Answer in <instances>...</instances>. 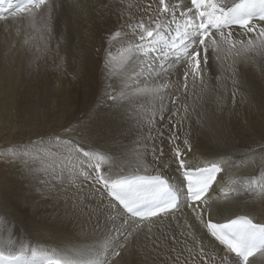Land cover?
Here are the masks:
<instances>
[{"label": "bare ground", "instance_id": "bare-ground-1", "mask_svg": "<svg viewBox=\"0 0 264 264\" xmlns=\"http://www.w3.org/2000/svg\"><path fill=\"white\" fill-rule=\"evenodd\" d=\"M50 3V19L44 11V19L38 16L35 28L26 14L14 19L9 16L16 0H6L0 9V17L9 16L0 19V154L12 161L8 170L0 172V215L12 221L10 229L17 242L30 240V248L55 253L70 264H88L105 257L111 264H203L211 254L218 257V242L205 236L206 229L185 207L181 175L170 159V121L156 119L155 128L149 123L153 113L167 118L169 109L175 111L181 105H187L188 111L181 108L174 120L183 118L178 132L181 138L187 134L197 162L222 163L227 173L222 175L230 186L220 181L211 193L214 222L241 215L264 221V197L258 195V189L245 191L249 181L259 180L264 172V154L259 153L264 146V57L241 59L209 49L208 65H201L203 82L197 80L193 86L190 76L187 93L173 105L169 97L177 77L182 79L181 65L172 75L173 87L165 95L161 113L159 99L135 97L125 87L127 74L122 78L118 56L137 42L129 25L150 16L155 19L158 0ZM188 3L183 0L184 5ZM159 18L168 20L166 14ZM176 22H183L179 14ZM257 24L264 26L254 20L253 26ZM117 30L128 35L110 42ZM173 30L174 25L166 27V35L174 34ZM227 30L233 39L247 38L240 27ZM109 50L117 55V62L106 71ZM155 78V73L150 78L145 73L141 80L151 84ZM105 91L118 100L108 99ZM121 91L127 95L120 97ZM19 124L44 130L34 135L30 128L24 134L16 130ZM57 136L86 149L114 151L125 175L155 174L159 161L154 152L162 148L169 163L160 171L180 189L179 211L174 218L166 216L151 232L144 228L125 238L122 233L129 216L121 207H108L110 198L96 190L100 186L93 180L94 161L67 155L54 141ZM6 238L7 233L0 236V247ZM17 246L13 245L14 250ZM114 250L120 255H111Z\"/></svg>", "mask_w": 264, "mask_h": 264}, {"label": "snow or ice", "instance_id": "snow-or-ice-1", "mask_svg": "<svg viewBox=\"0 0 264 264\" xmlns=\"http://www.w3.org/2000/svg\"><path fill=\"white\" fill-rule=\"evenodd\" d=\"M5 3L6 0H0V6ZM158 5L155 19L150 16L147 21L141 20L129 25L131 37L137 42L118 52V56L122 78L125 73L127 74L125 87L132 91L135 97L144 100L159 99L161 113L165 111L163 105L165 95L173 87L172 75L181 65L182 79L177 77L175 91L169 97L173 105L180 101L181 95L187 93L190 76L193 86L197 80L203 82L201 65L202 63L205 67L208 65L209 49L213 53L226 51L229 56L241 59H251L253 55L264 57V26L262 24L253 26V18L257 16L264 22V0H232L230 4L227 0H189L187 5L183 4V0H176L174 3L158 0ZM51 7L50 0H21L15 9L10 11L9 16L14 19L26 14L30 26L35 28L37 17L44 19V11H47L50 19ZM181 8L183 10H179ZM165 14L168 20L161 21L160 15ZM177 14L182 18V23L176 22ZM9 16L0 19H8ZM173 25L174 34L166 35L165 28H172ZM232 25H239L244 30L242 35L247 38L233 39V33L227 30ZM126 35L128 34L117 30L111 35L110 42L123 39ZM146 40L147 43H143ZM169 55L173 57L171 61L167 59ZM215 58L219 60L220 56L216 55ZM115 62L117 55L109 50L106 53L105 70L112 68ZM145 73L148 74V78L155 73L156 78L151 84L141 80ZM233 83L238 82L234 80ZM105 95L114 102L119 98L107 91ZM126 95L124 91L120 92V97ZM181 108L187 113V105H181ZM181 108H176L175 111L169 109L167 118L162 114L157 117L153 113L149 123L155 128L156 119L170 121L168 125V141L172 145L170 159L180 172L185 197L191 201L190 204L186 203L185 207L195 214V220L206 229L205 236L218 242V257L211 254L204 259L203 264H208L209 261L212 264H264V221L256 222L248 215L229 218L226 222H214L212 219L210 201L213 186L220 181L230 186L225 181L227 173L222 163L208 162L205 165L197 162L199 158L193 152V145L187 134L181 138L178 132V126L182 124L183 118L174 120ZM159 135L163 137L164 133L160 132ZM54 141L65 149L67 155H83L94 161L93 170L96 175L93 180L100 186L96 190L110 198L108 207L118 206L129 214V220L124 222L127 227L122 233L125 238L135 235L144 228L151 232L152 227L157 226L166 216L174 218V213L179 211L180 189L160 171L169 163V158L164 157L162 148L156 150L159 155L154 152L155 159L159 161L158 168L154 169L155 174L129 176L119 169L118 157L112 150L86 149L70 139L61 141L58 136L54 137ZM252 151L256 153V150ZM259 153L264 154V146L259 148ZM21 159L23 160V156ZM105 172L109 174L105 175ZM257 189L258 195L264 197V172H261L259 180H250L245 191L256 192ZM227 195L229 193H225V196ZM10 225L12 221L0 215V236L7 233L3 247H0V264H70L55 253L30 248V240L17 242ZM17 243L18 246L14 250L13 245ZM200 254L204 255L203 246L200 248ZM111 255L119 256L120 252L114 250ZM88 264H111V261L105 257L100 261H89Z\"/></svg>", "mask_w": 264, "mask_h": 264}, {"label": "rangeland", "instance_id": "rangeland-1", "mask_svg": "<svg viewBox=\"0 0 264 264\" xmlns=\"http://www.w3.org/2000/svg\"><path fill=\"white\" fill-rule=\"evenodd\" d=\"M13 117H14L13 118V121L17 123V121H16L17 119H15L16 118L15 117V114L13 115ZM16 126H18L16 128V130L18 129L17 131H20L21 133H24V134L28 133L30 131V128H31V131L34 133V135H36V133H38V132H39V134L40 133H43V130H44V127H37V126H34L32 124L29 125V126H25L24 124L23 125L22 124H19V125H16ZM9 130L10 129H7V131H9ZM14 133H16V132H14ZM11 163H12V161L9 159V156H5V155H1L0 154V172L1 173L4 172V171H6V170H8L9 166L11 165Z\"/></svg>", "mask_w": 264, "mask_h": 264}]
</instances>
